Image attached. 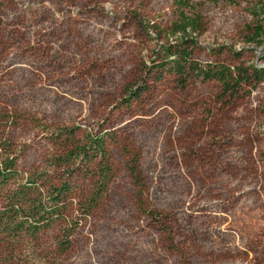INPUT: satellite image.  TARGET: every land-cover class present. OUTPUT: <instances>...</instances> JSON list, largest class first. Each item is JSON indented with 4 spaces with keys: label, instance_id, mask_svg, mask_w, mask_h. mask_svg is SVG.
I'll return each mask as SVG.
<instances>
[{
    "label": "rangeland",
    "instance_id": "374dc122",
    "mask_svg": "<svg viewBox=\"0 0 264 264\" xmlns=\"http://www.w3.org/2000/svg\"><path fill=\"white\" fill-rule=\"evenodd\" d=\"M185 2L197 29L182 40L173 0H0V141L17 170H49L68 128L106 136L113 171L70 248L55 252L54 227L36 264H264V79L223 94L159 70L179 50L199 70L264 69L250 42L264 0ZM27 249L0 239V264L33 260Z\"/></svg>",
    "mask_w": 264,
    "mask_h": 264
},
{
    "label": "trees",
    "instance_id": "16d2710c",
    "mask_svg": "<svg viewBox=\"0 0 264 264\" xmlns=\"http://www.w3.org/2000/svg\"><path fill=\"white\" fill-rule=\"evenodd\" d=\"M185 3V0H173L178 12L172 34L182 40L187 33L197 29L196 19L187 17L183 12ZM254 18L256 22L250 42L264 49V6L258 14H254ZM190 59V54L185 51L169 53L159 70L167 67V74L178 79L197 71L202 80L217 81L223 94H233L242 86L253 88L264 79V69H253L251 72L238 69L234 77L224 67L216 69L209 66L199 70L198 65ZM140 93L129 90L127 99L136 98ZM54 141L59 149L49 157V170L29 172L24 176L17 170L18 159L11 143L0 141V239L6 241L11 254L27 245L34 258L23 259L21 264H36L40 235L54 227H59L61 233L56 239L55 252L64 254L70 248L72 236L82 221L97 209L113 178L106 136L87 134L78 140L76 129L64 128L58 131ZM126 155L129 156L127 151ZM136 162L133 157L127 164V170L139 188L141 180ZM81 179L83 182L90 181L91 187L88 189L84 186ZM150 216L162 224V219Z\"/></svg>",
    "mask_w": 264,
    "mask_h": 264
}]
</instances>
